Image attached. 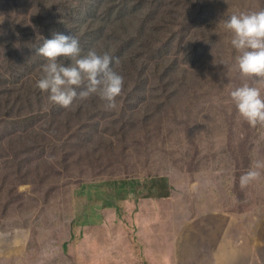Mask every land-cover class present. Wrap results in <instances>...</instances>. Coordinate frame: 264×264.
Masks as SVG:
<instances>
[{
  "label": "rangeland",
  "instance_id": "rangeland-1",
  "mask_svg": "<svg viewBox=\"0 0 264 264\" xmlns=\"http://www.w3.org/2000/svg\"><path fill=\"white\" fill-rule=\"evenodd\" d=\"M162 1L170 6L175 0ZM226 1L229 11L264 10V0ZM152 3L162 6L153 0H0V32L13 28L41 39L52 31L72 34L82 54L95 49L119 57L114 66L124 78L116 108L87 98L79 102L85 124L71 121L78 128L63 141L20 143L14 135L32 129L31 123L39 128L42 119L34 114L47 124L60 115L47 92L38 104L34 87L26 85L30 79L25 83L42 72L46 58L28 48L23 53L29 74L15 83L21 100L10 104L9 115L0 106V232L8 233L3 264H190L186 238L202 216L229 214L246 225L264 221V168L244 188L239 184L254 161H264V124L250 125L230 97L245 82L264 94V79L228 75L239 71L238 53L223 25L213 32L224 40L210 39L202 48L219 46L212 53L224 61L221 71L187 62V42L176 50L158 39L152 62L144 43L155 36L150 23L132 16L131 6L147 11ZM155 31L165 39L172 34L170 28ZM177 53L186 60L179 56L177 62ZM131 60L145 73L156 70L157 81L128 76L124 68L137 73ZM161 63L176 65L171 74L178 84L160 88ZM9 137L13 150L7 151Z\"/></svg>",
  "mask_w": 264,
  "mask_h": 264
},
{
  "label": "trees",
  "instance_id": "trees-1",
  "mask_svg": "<svg viewBox=\"0 0 264 264\" xmlns=\"http://www.w3.org/2000/svg\"><path fill=\"white\" fill-rule=\"evenodd\" d=\"M137 1L140 2L141 0H137ZM153 2H159L162 6H158L152 3V5H150L149 10L142 11L138 7L140 4H137V8L131 5L133 8L132 16L141 18L142 21H144L145 23H150L151 26L150 30L155 36L154 39H152L149 36L145 37L146 42L144 43V47L146 48L147 52L150 54L149 56L151 57L152 62L156 63L154 59L156 53H154L153 49L157 47L158 39H160V42L165 44L164 45L165 48H168L169 44L173 43L176 50H181L183 48L184 42H187L189 48L188 56H192L191 58L189 57L187 62L193 60V64H198L204 67L211 66L213 67V70L211 72L221 71L222 69L220 70L218 69L220 65V61L218 59H220L221 57L220 55L216 57L212 53V50H218L219 46L217 47L213 46L214 47L213 49L208 48V50L206 51H203L202 48L206 46L207 42L210 39H216L220 41L224 40L221 34H214L213 30H215L216 28L218 29L219 27L222 26V24L217 23L219 20L226 18L229 14L234 12V10L229 11L227 1L226 0H175L170 2V6L165 5V1L162 0H153ZM122 3L127 4L124 1ZM67 24L68 23L66 22V25ZM125 25L127 24L123 23L121 27L123 28L124 33L128 34L129 30L128 27H126ZM159 28L162 29L170 28L172 34H168L170 32H167L168 34L167 39H165L164 37L160 36L158 31H155V33L153 32V30H157ZM175 31H180V35L175 33ZM49 34L53 36V31ZM121 39H123L122 36ZM137 39H140V36L137 37ZM42 42L43 39L39 37H35L34 35L31 36L25 35L23 33V30L17 32L12 28L7 32L6 31L0 32V63L2 62L3 64L2 67L6 66V71L4 72L5 75L0 73V80H1L0 90H4L6 92V98H5L6 101L0 98V106H3V112L7 113L8 115H9L8 109L10 107V104L12 102L18 103L21 100V94L18 93L16 90L17 89L16 84L18 78L23 74H29L25 68V63L23 61V53L27 54L26 51L28 48L30 49V51L34 52L36 57L40 56L43 59V56L39 55L35 51L36 47H38ZM174 56L177 62H179L178 61L179 56L181 58L187 57V55L183 53L180 54L177 53ZM162 57H163L162 54H157V59L162 60L161 59ZM214 59L217 63H213ZM182 60H186V59L182 58ZM131 64L132 65L135 64V70L137 71V73L136 72L133 73L132 70L129 68H124L128 76H131L133 79H136L137 81H141L140 80L141 74H146L145 82L150 83V81L152 82L157 81L153 77L154 74L153 72H155L156 70L145 73L144 71H142L143 67L138 66L137 62L135 63L134 60H131ZM126 66L127 64L123 63V67ZM174 66L176 65L161 63V67H163L164 69H162L163 71L160 70L158 71L160 78V82L158 83L160 84V88L161 85L167 87V85H169L172 82L178 84V80L175 77H173L171 74L173 73V70L171 68ZM114 70L117 71L116 66H114ZM239 72L240 71H236L232 73L231 71H228V75L230 77H235L236 75H239ZM37 73L38 76L35 78H33L34 76L32 77L27 76L25 79V83L30 79V82H27L26 85L28 86L32 85L34 87L35 93L38 96V102L36 100L35 102L40 104L39 101L40 99L41 100L43 99L44 92L35 86L36 80L39 79L41 76L40 71H37ZM176 73L178 75V72ZM221 74L225 76L224 72ZM179 79L183 80V77L181 78L179 77ZM37 89L40 91V93H38ZM170 95L172 96L171 93ZM96 97H98L96 94H92L86 98L77 97L68 107H62L52 103L55 107H57L55 108L56 112L60 114L58 117L54 115V117H52V119L49 121V124H47V121L43 122V115L41 113L34 114L32 119L37 118L39 116L42 119L39 124V128L35 129V123H31L30 126L32 127V129H27L25 132L20 131L22 133H18L17 135L14 136L19 140L20 143L29 139H31L33 143L38 142L40 140H42L43 142L44 140L48 142L52 140V146H53L56 144L55 140L63 141L66 137H68L72 133L74 129L78 128L76 126H73L71 124V121L74 122L75 120L79 125L85 124L86 122L85 116L82 110L84 105L79 106V102L86 100L87 98H92L96 100L95 99ZM98 105H103V104L99 103ZM44 124H47V127ZM12 139L13 137H9V139H7L4 148L5 150L7 151L13 150L14 141H12ZM2 141H3V135L1 133L0 145H2ZM41 156L44 157L43 158L44 160H47L44 151H42ZM63 158L66 162L68 160V155L64 154ZM16 159L18 158L15 156V160ZM21 161L22 160L20 159L19 162L21 163ZM22 162L24 164V161Z\"/></svg>",
  "mask_w": 264,
  "mask_h": 264
},
{
  "label": "clouds",
  "instance_id": "clouds-1",
  "mask_svg": "<svg viewBox=\"0 0 264 264\" xmlns=\"http://www.w3.org/2000/svg\"><path fill=\"white\" fill-rule=\"evenodd\" d=\"M217 23L232 34L231 44L238 53L235 59L242 77L264 79V10L233 12ZM35 51L46 58L35 86L48 93L51 103L68 107L77 97L96 94L107 109L116 108V98L124 85L123 76L114 70L119 57L95 49L82 54L76 36L59 32L44 38ZM213 63H217L215 59ZM230 97L238 114L250 125L264 124V94L259 87L245 82L233 88ZM253 164L240 175L241 188L257 178L259 169L264 168V161L256 160Z\"/></svg>",
  "mask_w": 264,
  "mask_h": 264
},
{
  "label": "crops",
  "instance_id": "crops-1",
  "mask_svg": "<svg viewBox=\"0 0 264 264\" xmlns=\"http://www.w3.org/2000/svg\"><path fill=\"white\" fill-rule=\"evenodd\" d=\"M7 236L0 232V264L8 260L2 257ZM186 240L190 264H264V221L246 225L211 213L189 228Z\"/></svg>",
  "mask_w": 264,
  "mask_h": 264
}]
</instances>
